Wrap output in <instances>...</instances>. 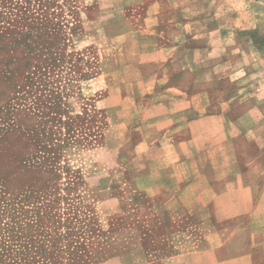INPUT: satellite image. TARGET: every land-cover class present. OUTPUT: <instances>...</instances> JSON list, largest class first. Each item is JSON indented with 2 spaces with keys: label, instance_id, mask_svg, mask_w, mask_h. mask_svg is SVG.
Listing matches in <instances>:
<instances>
[{
  "label": "crops",
  "instance_id": "crops-1",
  "mask_svg": "<svg viewBox=\"0 0 264 264\" xmlns=\"http://www.w3.org/2000/svg\"><path fill=\"white\" fill-rule=\"evenodd\" d=\"M115 10L101 28L126 47L103 107L123 231L145 264H264V0Z\"/></svg>",
  "mask_w": 264,
  "mask_h": 264
},
{
  "label": "rangeland",
  "instance_id": "rangeland-1",
  "mask_svg": "<svg viewBox=\"0 0 264 264\" xmlns=\"http://www.w3.org/2000/svg\"><path fill=\"white\" fill-rule=\"evenodd\" d=\"M117 8L121 0H0V196L23 220L21 253L0 264L149 261L133 228L123 231L133 218L110 193L124 190L109 188L124 147L106 140V75L126 46L120 28L101 24L121 17Z\"/></svg>",
  "mask_w": 264,
  "mask_h": 264
},
{
  "label": "trees",
  "instance_id": "trees-1",
  "mask_svg": "<svg viewBox=\"0 0 264 264\" xmlns=\"http://www.w3.org/2000/svg\"><path fill=\"white\" fill-rule=\"evenodd\" d=\"M20 208L15 209L0 196V260L1 258H8L11 254L14 255L15 252L21 253L20 239L22 237L23 220L20 213L15 214L20 211ZM15 215L17 216L15 217Z\"/></svg>",
  "mask_w": 264,
  "mask_h": 264
}]
</instances>
